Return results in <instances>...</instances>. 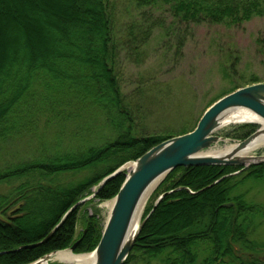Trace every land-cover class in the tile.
I'll return each instance as SVG.
<instances>
[{
	"label": "trees",
	"instance_id": "1",
	"mask_svg": "<svg viewBox=\"0 0 264 264\" xmlns=\"http://www.w3.org/2000/svg\"><path fill=\"white\" fill-rule=\"evenodd\" d=\"M136 5L165 7L182 25L232 27L264 17V0ZM133 29L126 45L138 53L151 28L138 27L137 35ZM117 49L109 0H0V187L7 190L0 195V264H33L73 246L74 255L93 252L104 225L92 215L77 233L84 203L75 206L90 195L112 200L126 174L100 183L175 137L134 133L115 73ZM241 128L251 129L245 140L258 126ZM21 143L33 152L16 160L11 150ZM240 170L200 166L170 172L158 187V197L165 196L146 212L124 264H264V243L253 239L264 207L234 195L247 181L264 182V164ZM50 233L42 245L24 248Z\"/></svg>",
	"mask_w": 264,
	"mask_h": 264
},
{
	"label": "rangeland",
	"instance_id": "2",
	"mask_svg": "<svg viewBox=\"0 0 264 264\" xmlns=\"http://www.w3.org/2000/svg\"><path fill=\"white\" fill-rule=\"evenodd\" d=\"M109 2L118 44L115 73L133 113L134 133L177 137L196 126L209 106L235 87L244 88L253 80L264 83V17L232 27L182 25L165 7L142 9L137 7L136 0ZM138 27L151 28V33L145 46L133 53L127 49V37L132 28L137 35ZM246 125L253 124L229 125L215 135L234 145L251 131L241 128ZM223 145L221 142L213 148ZM11 151L16 160H22L32 155L33 148L21 143ZM251 155L264 156V148ZM131 163L123 165L125 174ZM158 187L142 220L160 194ZM6 191L5 187H0V195ZM237 194L264 207V182L247 181L234 191V195ZM91 196L84 199L79 210L77 233L89 216L96 215L103 225L109 216L107 205L111 200L99 202ZM253 239L264 243V219ZM49 264L61 263L50 261Z\"/></svg>",
	"mask_w": 264,
	"mask_h": 264
},
{
	"label": "water",
	"instance_id": "3",
	"mask_svg": "<svg viewBox=\"0 0 264 264\" xmlns=\"http://www.w3.org/2000/svg\"><path fill=\"white\" fill-rule=\"evenodd\" d=\"M237 109L249 111L262 124L246 123L257 125L259 128L244 141L235 144L231 156H203L202 154L214 145L221 142L225 143L223 139L217 137L215 134L220 130L223 116ZM261 134H264V83L250 85L222 97L203 113L191 132L162 142L131 163L133 168L128 169L119 192L111 201L112 208L105 222L101 239L95 250L91 253L96 256L95 264H124L142 225L156 209L159 201L165 196L161 195L156 200L151 212L140 223L137 233L130 239L129 235L135 209L142 195L153 183H158L157 188L170 172L178 168L235 166L241 167V170L238 172L240 173L252 166H260L264 164V156L237 158L236 155L244 151ZM123 170L124 168L121 167L106 177L100 183V187H103L107 180L122 173ZM92 197L94 195L90 198ZM84 201L86 200L79 202L75 207L84 203ZM52 233L42 241L25 246L24 248L30 249L42 245L49 239ZM73 250L74 246L69 249L70 252H73ZM50 255L43 257L40 261L46 260ZM38 262L33 264H37Z\"/></svg>",
	"mask_w": 264,
	"mask_h": 264
},
{
	"label": "bare ground",
	"instance_id": "4",
	"mask_svg": "<svg viewBox=\"0 0 264 264\" xmlns=\"http://www.w3.org/2000/svg\"><path fill=\"white\" fill-rule=\"evenodd\" d=\"M246 123H259L262 124L261 121L256 118L252 113L245 109H237L231 111L223 116L221 120V126L219 129L229 126V125H241ZM263 126V125H262ZM235 148V144L231 145L227 142L224 143L222 147H212L206 152H204L203 156H211V157H228L231 156L232 150ZM264 148V134L259 135L256 139H254L247 148L241 153H237V158H250L251 154L258 149ZM133 165L127 166L126 169H132ZM157 182L153 183L142 195L133 215L131 230L129 238L131 239L138 231L140 223L142 221V216L147 208L148 202L154 193V190L157 186ZM109 210L112 208V203L107 205ZM50 261H55L61 264H95L96 256L94 254H81L74 255L70 251H59L51 254L46 260H39L37 264H49Z\"/></svg>",
	"mask_w": 264,
	"mask_h": 264
}]
</instances>
